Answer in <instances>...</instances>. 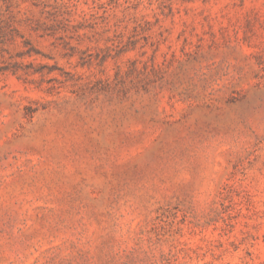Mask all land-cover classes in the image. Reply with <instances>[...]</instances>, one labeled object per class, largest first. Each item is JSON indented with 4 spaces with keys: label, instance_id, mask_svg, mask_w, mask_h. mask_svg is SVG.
Returning a JSON list of instances; mask_svg holds the SVG:
<instances>
[{
    "label": "rangeland",
    "instance_id": "1",
    "mask_svg": "<svg viewBox=\"0 0 264 264\" xmlns=\"http://www.w3.org/2000/svg\"><path fill=\"white\" fill-rule=\"evenodd\" d=\"M0 264H264V0H0Z\"/></svg>",
    "mask_w": 264,
    "mask_h": 264
}]
</instances>
